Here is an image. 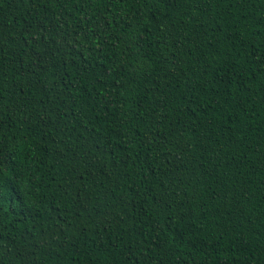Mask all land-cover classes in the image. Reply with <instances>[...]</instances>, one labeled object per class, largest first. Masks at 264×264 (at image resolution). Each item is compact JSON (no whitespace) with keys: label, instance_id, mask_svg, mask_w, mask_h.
<instances>
[{"label":"trees","instance_id":"trees-1","mask_svg":"<svg viewBox=\"0 0 264 264\" xmlns=\"http://www.w3.org/2000/svg\"><path fill=\"white\" fill-rule=\"evenodd\" d=\"M0 264H264V0H0Z\"/></svg>","mask_w":264,"mask_h":264}]
</instances>
